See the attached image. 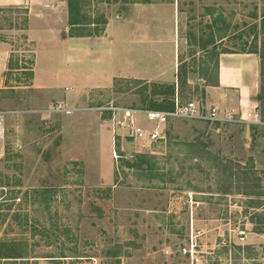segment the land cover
Instances as JSON below:
<instances>
[{
  "label": "rangeland",
  "instance_id": "rangeland-1",
  "mask_svg": "<svg viewBox=\"0 0 264 264\" xmlns=\"http://www.w3.org/2000/svg\"><path fill=\"white\" fill-rule=\"evenodd\" d=\"M75 1L74 18L88 22L77 33L104 34L112 19L129 16L139 57L154 33L149 59L159 73L88 86L107 68L88 54L73 71L44 73L59 77V89L42 90L26 85L28 70L8 68L0 264H264V101L254 112H229L207 90L220 54L264 61V0H151L161 5L153 19L135 2ZM23 8L0 6V38L18 66L30 65L35 50ZM177 96L215 104L223 117H173L154 140L130 137L118 126L121 112L99 109L168 110Z\"/></svg>",
  "mask_w": 264,
  "mask_h": 264
},
{
  "label": "crops",
  "instance_id": "crops-1",
  "mask_svg": "<svg viewBox=\"0 0 264 264\" xmlns=\"http://www.w3.org/2000/svg\"><path fill=\"white\" fill-rule=\"evenodd\" d=\"M133 5L137 12L145 10L144 14L151 19L157 16L156 8L161 6L150 1ZM0 6L29 9L25 32L35 42V88L58 90L59 77L53 74L47 77L44 73L73 71L77 60L88 54L98 56L107 67L101 70L104 77L88 86H111L118 76L154 79L159 73L154 61L149 59L155 50L154 33L145 37V43L141 45L146 57H139L140 41L136 31L129 27V16L123 17V21L112 19L104 34L83 35L77 33L76 25L69 22L67 0H0ZM12 51L10 42L0 38V89L7 87L6 71ZM260 70L259 57L254 52L222 53L218 83L210 85L207 90L231 110L254 112L260 92Z\"/></svg>",
  "mask_w": 264,
  "mask_h": 264
},
{
  "label": "built area",
  "instance_id": "built-area-1",
  "mask_svg": "<svg viewBox=\"0 0 264 264\" xmlns=\"http://www.w3.org/2000/svg\"><path fill=\"white\" fill-rule=\"evenodd\" d=\"M100 110H112L116 118L118 113H122V118L118 120V126L127 130L130 137H138L147 135L149 139L162 138L163 132L159 130V125L168 122L173 117H193L208 120H216L223 117L222 111L217 105L207 107L204 104L196 103L195 100L183 102L179 96L174 100L171 109H141L138 107H122L117 105H107L99 107ZM229 112H232L230 109ZM141 114H144L149 120L154 121L156 125L153 129L144 127L139 120ZM230 118V115H226ZM227 117V118H228Z\"/></svg>",
  "mask_w": 264,
  "mask_h": 264
},
{
  "label": "trees",
  "instance_id": "trees-1",
  "mask_svg": "<svg viewBox=\"0 0 264 264\" xmlns=\"http://www.w3.org/2000/svg\"><path fill=\"white\" fill-rule=\"evenodd\" d=\"M126 2H149L151 0H125ZM74 2H76L75 0H68V7H69V22L72 25H80V24H88V22H86L83 18H74ZM11 7V6H10ZM17 7V6H16ZM24 12H28V9L26 7L23 8ZM28 22H29V17H28V13H26V16L24 18V22H23V28H27L28 26ZM83 35H101V33L97 32V33H82ZM27 38V36H25ZM34 42V41H33ZM35 44V42H34ZM226 52H230V51H226ZM19 59H16L14 61V54L11 53L10 59H9V69H15V68H23L25 70H28L25 74L28 77V83L26 85H32V81L34 78V64H35V51H33V58L31 59V61L29 62L30 65H22V66H18L19 65ZM219 64V61L217 63V65ZM218 67V66H217ZM260 92L264 94V61L263 59H261L260 62ZM217 76H218V69H217ZM217 78H216V82L214 84H217ZM260 93V94H261ZM259 94L258 99H260L261 101H264L261 97V95ZM220 164H222V161L220 162Z\"/></svg>",
  "mask_w": 264,
  "mask_h": 264
}]
</instances>
